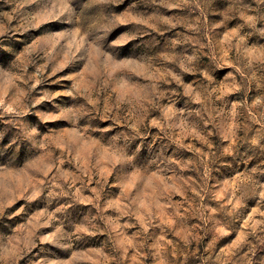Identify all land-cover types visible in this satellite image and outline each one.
<instances>
[{
  "label": "rangeland",
  "instance_id": "374dc122",
  "mask_svg": "<svg viewBox=\"0 0 264 264\" xmlns=\"http://www.w3.org/2000/svg\"><path fill=\"white\" fill-rule=\"evenodd\" d=\"M242 2L255 6L254 0ZM69 4L75 23L61 19L68 15L63 0H0V25L5 30L0 36V96L5 106L0 108V264H264V193L257 190L246 195L242 207L231 214L227 203L237 177L242 179V174L257 165L264 168V155L248 151L252 158L247 163L220 155L228 146L221 134L227 135L228 130L218 133L211 125H201L212 133L202 132L205 139L186 135L183 146H178L160 130L162 108L150 107L145 101L148 139L130 141L133 152L143 145L135 168L144 179L139 191L135 187L129 190L130 182L121 180L123 173L115 169L108 173L113 155L109 140L117 133L131 135L129 117L139 113L122 104L119 110L112 108L109 119L100 118L118 94L140 96L144 85L165 72L179 75L183 87L172 76L164 77L168 83L156 80V90L164 93L159 104L166 108L169 97H176L174 107H185V100L204 78L199 71L183 72L177 63L163 57L191 55L200 45H208L200 49L199 66H204L210 63L214 47L187 24H219L210 36L220 42L245 36L249 57L260 56L264 39L241 28L243 20L231 10L232 0H211L201 7L190 0L175 8L161 0H121L118 5L69 0ZM113 17L127 18L128 23H112ZM132 17L148 20L154 27ZM233 30L236 34L229 36ZM137 31L143 35L126 46L113 47V41ZM66 33L71 35H63ZM96 36L104 41L95 44ZM193 37L200 45L188 42ZM174 41L181 43L173 46ZM125 60L137 63L118 67ZM121 72L128 75L122 77ZM228 73L239 80L235 69L225 65L223 71L213 72L217 84ZM68 92L74 97L66 95ZM259 94L254 83L248 102ZM41 98L40 104L34 103ZM230 99L237 103L245 97L236 93ZM91 100L99 109L92 127L113 131L89 133L91 139L81 141L70 153L62 135L70 125L44 122L42 115L57 111V105L92 109ZM14 106L24 114L5 110ZM196 106L193 97L192 107ZM239 122L248 125V138L260 127L243 117ZM33 128L38 135L25 141L24 134ZM141 131L145 129L141 127ZM175 135L180 136V129ZM238 135L245 136L243 129ZM97 140L103 146L99 150L93 142ZM41 142L46 148L39 146ZM212 150L218 159L208 164L207 175L199 163L182 166L197 161L198 153ZM164 157L179 163L165 169L160 163ZM153 173L157 175L153 177ZM173 174L175 181H168ZM253 179L264 184V173ZM129 198L136 200L135 205L129 204Z\"/></svg>",
  "mask_w": 264,
  "mask_h": 264
},
{
  "label": "clouds",
  "instance_id": "9594fccd",
  "mask_svg": "<svg viewBox=\"0 0 264 264\" xmlns=\"http://www.w3.org/2000/svg\"><path fill=\"white\" fill-rule=\"evenodd\" d=\"M97 4H116L118 5L121 0H93ZM168 7H182L190 2V0H175L174 3H168V0H161ZM196 3L197 7H201V4L207 5L211 3V0H192ZM65 11L68 13L66 18H61L67 23H75L76 16L73 9L70 7L69 0H63ZM234 7L231 9L233 12L238 14L243 20L241 28L246 27L250 30V34H254L261 39H264V0H254V7L245 4L242 0H232ZM204 8H201V13L203 14ZM139 24H148L149 27H154V24L149 23L148 20L141 18L132 17ZM119 20L121 24H127L128 19H121L113 17L112 23H116ZM179 22V21H178ZM165 23H171V21L165 20ZM192 31L197 33L199 36L209 41V45H214L212 48L213 54L210 57V63L208 65H200V49L208 45H200L199 39L193 37L188 40V42L200 45L196 48L193 54L191 55H174V56H165L163 59L172 60L174 63H177L182 69L183 72L195 73L199 71L203 76L204 80L201 81L197 89H195L191 96H188L185 100V107L177 109L174 107L178 103L176 97H169V104L166 108H163L159 104V97L163 96L164 93L158 92L156 90V80L163 79L165 83L168 81L164 78L165 76H172L177 84L181 85L182 80L179 75H174L171 72H165L164 76L159 74L155 75L149 83L143 86V94L140 96H128L117 95L115 98L114 104L111 108H106L104 114L100 117L102 120L109 119L108 113L112 111V108L120 109L122 104L130 105V111H137L139 113L138 117H129L132 120L128 124V127L131 128V135L127 133H117L112 136L109 140V148L111 149L113 155L112 158L108 161V173L112 169H115L118 173H123L121 180L129 183V190L133 187L139 191V185L143 182L144 176L138 169L135 168L137 157L142 150L143 145H137L135 151L131 149L130 141L140 138L141 140L148 139V125L144 122V117L146 112L144 111V102L146 101L150 107H161L162 115L160 118V130L164 135L168 136L173 142H176L178 146H183L182 141L186 135H196L200 139H205L204 135H201L202 132L205 135H211L212 133L206 131L205 128L201 125H211L218 133L222 129L227 128L228 134H221V139L228 141V146L223 149L220 153L222 156L232 157L234 160H243L244 163H247L252 157L248 156V151H252L255 155H264V49H260L259 57H249L246 54V39L245 36H238L237 41H232L229 43L228 39L225 38L223 42L216 41L214 37L210 36L214 28L220 27L219 24L208 25L207 23L201 24L199 21L192 24L186 25ZM91 30V29H90ZM5 30L2 25H0V36H3ZM235 30L229 32V36L235 35ZM65 36H70L71 33L63 34ZM142 32H135L132 34H127L122 37L120 40L113 41V47L115 46H126L128 43L136 40L139 36H142ZM104 41V37L96 36L95 44H99ZM176 43H181V41H174L173 46ZM229 51H234V56H228ZM103 59V55L101 56ZM111 60L112 58L109 57ZM137 61L134 60H125L118 62V67L128 68L132 65H135ZM225 65H230L235 69L239 74V80H237L236 75L228 73L225 77V81L221 84H217L214 79L213 72L216 70L223 71ZM158 72V70H157ZM260 73V75H257ZM122 77L128 75L127 72H121L119 74ZM115 79V77H113ZM255 83L259 95L251 101L248 102V94ZM243 93L245 99L243 101L233 103L230 99V94ZM68 96L74 97V93H66ZM177 96L179 94H176ZM194 102L197 105L192 107ZM42 99L35 100V104H40ZM92 109L86 108L84 106L76 107H61L57 105V111L49 112L42 115V120L44 122H65L70 125V127L62 133L65 138V147L68 152H75L81 141L91 139L88 135L89 133L100 132V133H109L113 131L112 128H93L92 123L95 120L96 115H99V109L96 107V101L91 100ZM230 106V107H229ZM5 107L3 104V98L0 96V108ZM18 106L12 108H5L9 113H14L16 115H23V111H17ZM2 115V113H0ZM175 116L176 119L173 120L172 117ZM243 117L246 120H251L255 124H259L260 127L256 129L254 135L251 138H248L249 127L246 124L240 123V118ZM119 122V118L117 117ZM153 125L157 124V121L153 120L151 122ZM141 127L145 131H141ZM180 129V136L175 135V130ZM199 129V131H197ZM243 129L245 136L241 138L238 135V132ZM38 132L36 129H31L29 132L24 134L25 141H32ZM0 139H3V135H0ZM47 139V138H46ZM124 140L123 145L118 144L117 142ZM98 150L103 146L100 142L93 141ZM11 146V145H10ZM41 148H46V144L41 142L39 144ZM166 147V146H164ZM243 148V151L241 149ZM164 148L162 147L161 151ZM198 151V150H197ZM131 153V154H129ZM199 159L197 161H188L183 164V167H188L189 165H194L199 163L203 165L206 169L205 175H207V166L209 163H214L217 157L215 150L210 151L209 153H198ZM246 158V159H245ZM160 163L164 165L165 169H171V166L179 163L171 158L164 157L160 160ZM261 164H264V160H261ZM134 169L133 172L129 173L128 169ZM162 169L158 168V171ZM259 173H264V168H261L260 165L252 168L250 172L242 174L243 178L237 177V184L235 190H229V195L231 199L227 201L230 205L229 214L235 211L236 208L242 207L243 198L246 195L255 193L257 190H260L264 193V184L259 183L253 179V176ZM107 175V173H106ZM153 177L157 173L152 174ZM176 179L175 174L173 176L167 177L168 181L174 182ZM105 182L104 180L101 183ZM163 194V193H160ZM199 195V193H197ZM213 198H215L213 196ZM136 200L129 198V204L135 205ZM224 201H221L223 205ZM3 211V208L0 207V212ZM227 222L224 223L223 227L227 228ZM131 227V225H129ZM48 239H52L49 237Z\"/></svg>",
  "mask_w": 264,
  "mask_h": 264
}]
</instances>
